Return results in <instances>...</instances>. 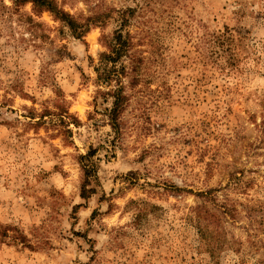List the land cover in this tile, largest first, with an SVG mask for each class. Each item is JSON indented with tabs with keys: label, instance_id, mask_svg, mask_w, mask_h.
<instances>
[{
	"label": "rangeland",
	"instance_id": "rangeland-1",
	"mask_svg": "<svg viewBox=\"0 0 264 264\" xmlns=\"http://www.w3.org/2000/svg\"><path fill=\"white\" fill-rule=\"evenodd\" d=\"M18 1L0 0V264H264V0H56L83 39ZM124 19L117 133L96 67ZM59 96L69 139L31 119Z\"/></svg>",
	"mask_w": 264,
	"mask_h": 264
},
{
	"label": "trees",
	"instance_id": "trees-1",
	"mask_svg": "<svg viewBox=\"0 0 264 264\" xmlns=\"http://www.w3.org/2000/svg\"><path fill=\"white\" fill-rule=\"evenodd\" d=\"M18 2L22 4L21 6L32 4L33 12L37 16L43 15L44 13L53 14L57 21L63 23L65 28L70 29V33L68 34L73 35L76 39H83L89 33L86 25L82 29L77 28L74 19L60 9L56 0H20ZM25 17L27 16L25 15ZM27 20L30 21V24H28L30 30L36 28V22L32 16L29 15ZM126 27L127 21L124 19L122 28L114 34V40L107 41L108 51L102 54L100 63L96 67L99 83L107 85L108 87H112L113 84H118L119 86L107 94L113 98L110 119L112 121V128L117 133L120 131V117L125 110L126 104L129 102V97L126 95L128 87L124 85L123 79L130 76L128 74L131 69L125 64L124 60L130 57L134 47L133 38L130 33L126 32ZM137 71L138 67L135 66L132 68V72ZM135 80H139L138 75L135 76ZM54 104L57 106L55 112L51 111L49 107H45V110L41 114L33 112L32 114L35 117H31V119L33 121H37V118L39 119L36 124L37 127L44 125L51 126L59 131L60 136L69 139L73 134L71 125H76L79 121L70 114V111L66 108L60 96L59 100L55 101ZM95 154H89L87 157L81 158V164L85 172V190L92 183V179L98 180V167L94 161ZM84 196H86V193H84Z\"/></svg>",
	"mask_w": 264,
	"mask_h": 264
}]
</instances>
